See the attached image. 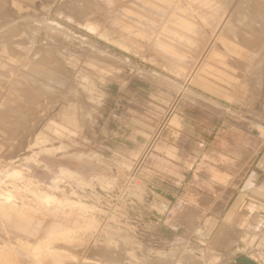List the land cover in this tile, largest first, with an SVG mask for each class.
Listing matches in <instances>:
<instances>
[{
    "label": "rangeland",
    "instance_id": "rangeland-1",
    "mask_svg": "<svg viewBox=\"0 0 264 264\" xmlns=\"http://www.w3.org/2000/svg\"><path fill=\"white\" fill-rule=\"evenodd\" d=\"M259 99L264 0H0V264H264Z\"/></svg>",
    "mask_w": 264,
    "mask_h": 264
},
{
    "label": "crops",
    "instance_id": "crops-1",
    "mask_svg": "<svg viewBox=\"0 0 264 264\" xmlns=\"http://www.w3.org/2000/svg\"><path fill=\"white\" fill-rule=\"evenodd\" d=\"M258 86V91L261 92L263 79ZM254 102L256 103V100ZM259 104L260 112L258 113L264 117V99L260 100ZM254 107L257 106L254 105ZM234 189L230 197L232 207L227 214L235 212V228L241 235L242 230L246 228V232L251 234L252 246L264 248V164L258 165L257 169L249 172L244 180H236Z\"/></svg>",
    "mask_w": 264,
    "mask_h": 264
},
{
    "label": "water",
    "instance_id": "water-1",
    "mask_svg": "<svg viewBox=\"0 0 264 264\" xmlns=\"http://www.w3.org/2000/svg\"><path fill=\"white\" fill-rule=\"evenodd\" d=\"M232 264H256V263L248 256H240L238 258H235Z\"/></svg>",
    "mask_w": 264,
    "mask_h": 264
},
{
    "label": "bare ground",
    "instance_id": "bare-ground-1",
    "mask_svg": "<svg viewBox=\"0 0 264 264\" xmlns=\"http://www.w3.org/2000/svg\"><path fill=\"white\" fill-rule=\"evenodd\" d=\"M233 246H234V245H233ZM233 246H232V247H233ZM248 257H249V256H248ZM254 257H255V256L252 255V256H250L249 258L252 259L256 264H260V263L258 262V260H257L256 258H254ZM262 259H263V262H264V258H262Z\"/></svg>",
    "mask_w": 264,
    "mask_h": 264
}]
</instances>
